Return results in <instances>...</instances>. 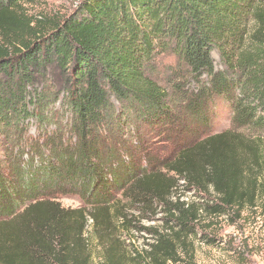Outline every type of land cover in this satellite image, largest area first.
I'll return each mask as SVG.
<instances>
[{"label": "trees", "instance_id": "1", "mask_svg": "<svg viewBox=\"0 0 264 264\" xmlns=\"http://www.w3.org/2000/svg\"><path fill=\"white\" fill-rule=\"evenodd\" d=\"M25 1L0 0V208L12 215L0 220V264H92L89 220L104 240L111 212L125 228L132 220L124 211L165 206L179 238L194 232L203 212L239 215L257 206L264 195V0H83L74 14L44 23L23 13ZM169 55L178 65L167 90L157 62ZM51 66L63 76L59 91L46 83ZM219 102L231 127L185 146ZM65 118L76 138L71 144L60 143L65 127L57 124ZM30 120L45 133L57 125L55 141L24 140ZM173 127V159L122 184L121 200L111 205L98 197L87 215L52 197L66 182L92 195L132 177L129 165L115 160L136 163L126 141H148ZM181 182L214 194V203L175 199ZM152 234L155 242L130 264L177 260L175 243ZM105 259L122 264L114 244Z\"/></svg>", "mask_w": 264, "mask_h": 264}, {"label": "rangeland", "instance_id": "2", "mask_svg": "<svg viewBox=\"0 0 264 264\" xmlns=\"http://www.w3.org/2000/svg\"><path fill=\"white\" fill-rule=\"evenodd\" d=\"M82 2L83 0H26L22 9L28 18L44 23V21L59 20L74 14ZM250 27H252V31L256 30L255 22L251 23ZM212 56L216 69L223 70L224 67L218 53L213 52ZM157 64L160 73L159 81L168 90L170 89L168 83L172 81L171 73L174 72L178 61L175 56L169 55L161 57ZM46 83L58 91L63 89L64 82L61 71L51 66L47 71ZM29 123V130L26 131L24 140L41 138L42 140L55 141L58 135L57 127L64 126L66 141H60V143L71 144L76 141L74 133H71L67 127V118L60 125L57 124L58 126L47 127L46 133L41 130L36 120H30ZM230 127L231 113L223 106V103L219 102L218 107L213 109L206 128H196L192 133L190 130V133L184 138L183 144L188 146L195 142V139L221 133ZM12 139L13 137L10 138V140ZM128 139L130 140V137ZM146 140L148 141H126L128 144L130 143L127 147L136 152V163L132 161L130 163V160H134V158H123L119 155L115 159L118 166L127 164L129 168L126 169H132L134 173L138 172L133 173L132 177H130L131 174H128L126 178L123 176L122 181L118 182L119 184L112 183V186L107 184V187L102 185L99 189L90 191L92 195H88L85 191L84 193L80 192L79 188L68 186V182H66V186L62 190H57L52 197L66 209H85L87 215L94 213V209L98 207L99 203L96 202L98 197L103 202L106 201L105 203L110 202L111 205L121 200L125 188L122 184L126 185V182L132 181L140 174V171L146 168L149 170L156 167L161 168L162 163L171 161L178 150L179 139H177L175 127L170 130L166 128L162 134L159 132L151 134ZM37 142L45 143V141L36 140L33 141V144ZM1 157L3 158V155ZM116 171L121 170L116 169ZM118 175L121 176V174ZM65 181H67L65 177L62 178V183L65 184ZM120 185L122 186L119 187ZM59 186L63 187L62 184ZM38 195L41 196L40 192ZM174 197L180 199L181 202L196 203L202 207L205 204L214 203V194L212 196L205 195L185 188L183 182L179 184ZM120 209L121 206L115 212L119 213ZM165 209V206H154L149 211L144 210V213L126 210L123 213L127 214L132 222L125 228H122V222L117 221L111 212L108 220L110 226L107 227V230L111 232L108 237L101 234L104 240L100 239V231L93 229L94 222L89 217L85 237L89 243L92 264H103L106 261V251L108 247H111V244H114L119 262L130 264L132 257H135L136 254H144L148 250V245L155 242L156 237L152 234L154 231L169 237L175 243L177 260L170 261L168 264H264V195L259 198L256 207L247 208L239 215L234 211L228 215H211L203 212L194 232L188 237L178 238L175 235L179 228L175 222L171 221ZM2 210L0 208V220H9L12 215H4Z\"/></svg>", "mask_w": 264, "mask_h": 264}]
</instances>
